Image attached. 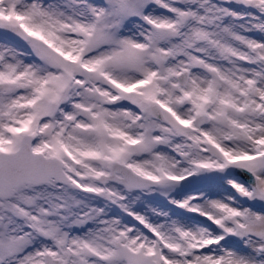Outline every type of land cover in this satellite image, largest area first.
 <instances>
[{
	"label": "snow or ice",
	"instance_id": "1",
	"mask_svg": "<svg viewBox=\"0 0 264 264\" xmlns=\"http://www.w3.org/2000/svg\"><path fill=\"white\" fill-rule=\"evenodd\" d=\"M0 264H264V0H0Z\"/></svg>",
	"mask_w": 264,
	"mask_h": 264
}]
</instances>
